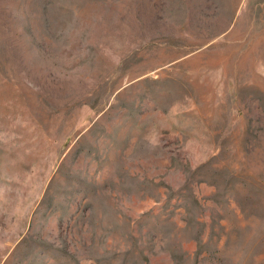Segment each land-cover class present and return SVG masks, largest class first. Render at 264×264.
Returning a JSON list of instances; mask_svg holds the SVG:
<instances>
[{
    "label": "rangeland",
    "instance_id": "1",
    "mask_svg": "<svg viewBox=\"0 0 264 264\" xmlns=\"http://www.w3.org/2000/svg\"><path fill=\"white\" fill-rule=\"evenodd\" d=\"M0 264H264V0H0Z\"/></svg>",
    "mask_w": 264,
    "mask_h": 264
}]
</instances>
